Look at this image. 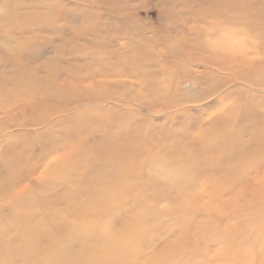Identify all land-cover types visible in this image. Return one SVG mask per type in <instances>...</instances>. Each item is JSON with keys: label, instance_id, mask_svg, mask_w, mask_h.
<instances>
[{"label": "bare ground", "instance_id": "1", "mask_svg": "<svg viewBox=\"0 0 264 264\" xmlns=\"http://www.w3.org/2000/svg\"><path fill=\"white\" fill-rule=\"evenodd\" d=\"M261 1L264 3V0ZM243 2L245 6L241 11L243 13L241 22L237 23H240L249 37L256 41L252 47L253 52L243 49L236 51L232 47L224 49L223 45L221 47L216 45L212 49L211 56L219 58L220 63H213L209 67L203 65L205 55L197 52L198 48H202L198 44L195 50L191 51V49V53H186V56L178 62L181 67L177 65L180 68L178 76L165 87L152 86L146 97L141 92L147 89L144 88L145 83H141L140 91H136L132 89L133 84L129 86L127 83L109 82L106 79L101 81L104 79L103 74H107V78H112L121 76L122 71L125 73L124 77L135 76L139 74L137 70L139 66L123 57H118L122 68H115L103 62V55L86 57L82 49L70 47L67 53L71 57L62 63L60 72L52 73L60 80V84H50L47 89L34 97L32 87L21 84L22 79L32 77V69L27 72L19 64L25 62L32 55V49L35 50L37 47L32 42L30 31L32 23L47 19L48 13L44 10H35L38 13H33L32 16V0H0V44H4L0 46V70L5 76V79L0 80V99L5 103L4 111L7 112L11 108L9 112H17L24 107H32V104H36V97L40 100L46 97L54 99L46 103L49 109L36 119L21 117L19 120L14 116L11 121L4 123L5 126L0 125V163L3 156L12 160L14 168H17L12 172L9 171L5 176L6 183L0 179V194L4 196L8 187L21 184L18 176L24 169L32 176L36 174L33 165L42 161L25 157L26 152L36 149V147L32 148L34 142L39 144L38 148H50L54 154H57L46 166L49 172L47 174L50 177L55 176L56 182L46 179L44 182L46 186H39L35 192L37 198L34 197L29 183L24 185L21 189L29 192L26 194L23 191L17 200H12L10 208L12 212L8 210V213L3 215L8 220L5 226H0V264L28 262L32 264V261L38 264L51 262L52 264H140L144 261V257L133 255L124 247L127 244L133 247L140 245V242L135 240L136 235L144 233L149 228V226L148 228L141 226L139 221L134 223L140 218L151 217L152 213L143 209L144 204L156 205L161 200H168L171 206L184 209V215L179 217L188 222L185 215L189 211L192 197L184 194L182 184L186 178H196L202 174L206 176L210 169L212 173L207 177L212 180L222 173L221 181L218 182L220 188L219 190L214 188L212 193V201H216L217 204L214 211H227L230 206L237 207L240 202L243 205L264 204L262 194L251 196L248 193L249 183L250 181L254 183L257 175L253 179L251 176L246 178L241 169L246 160L249 167L253 162L256 163L253 160L259 161L262 157L249 153L252 147L264 143V113L259 112L262 104H248L253 102L256 96L249 95L247 89L253 92L259 91L258 96L261 101L264 100V61H259L258 57L260 44L264 43L259 42L264 40V16L260 11L252 10L251 2L248 0H242ZM213 14L211 12L209 17L216 19ZM223 23L227 24L228 20L223 19ZM3 27L9 30L6 31ZM24 37L26 38L24 42L12 45L11 42ZM99 46V49H108L102 43ZM262 47L264 48V44L261 49ZM82 52L84 54L79 56ZM109 57L114 59L117 55L111 54ZM137 57H134L133 61L136 62ZM74 61L81 62V65L75 66ZM188 65L193 68L203 67V71L198 70L197 76H190ZM93 66L98 68L97 71L91 69ZM142 70L145 71L146 68ZM205 70L214 72L223 70L225 73L218 77L216 74L213 75V72L207 75L209 73L206 74ZM98 77L100 80L99 82L96 80L95 83V78ZM188 78H193L190 84L197 87V90L192 92L197 96L196 99L202 101L219 94L209 107L229 99L231 103L227 104L226 108L218 107L215 116L206 123L198 120L196 116L200 112H193L191 107H184V110L180 111L179 106L187 105L190 98L181 96L175 88ZM237 78L247 90L245 95L238 92L237 86L226 88ZM102 84H108V89H104ZM134 103L136 109H133ZM206 108L207 106L202 109ZM163 111L169 113L165 116L164 122L167 121L169 124L170 121L173 122V129H168V125L164 123L156 122L160 119H153L157 113ZM19 114L18 112L17 115ZM3 115L5 117V113ZM194 120L198 121L194 124ZM229 127H236L239 132L227 134ZM32 128L41 129L40 137L37 136L39 138L29 134ZM193 129L198 133L189 139L185 136V132ZM59 138L70 142L69 147L60 143ZM245 138H248L246 143L240 145L239 142ZM169 139L172 140L171 144L164 145ZM262 148L264 145L260 150ZM244 150H248L249 154ZM233 152L239 154L240 159L232 162ZM3 154L10 157H5ZM147 161L160 163L162 170L151 167L148 170L147 165L145 166ZM261 162L260 166L264 164V161ZM1 165L10 169V164L5 161ZM219 169L221 172H218ZM158 174L166 177L177 176L176 187L172 185L169 189L165 188L166 182L159 181ZM95 188L109 189L111 194H94L92 191ZM71 200L78 202L74 205L68 204ZM117 203L118 205L124 203L125 206L129 204L130 207L127 214L130 217L128 223H125L126 226L122 228L121 239L114 237L113 233L95 227L99 220L108 218V210ZM193 204L196 206L195 203ZM32 205L39 206V211L32 213ZM16 207L18 210H14ZM190 209L193 212L192 208ZM206 209L209 211L208 207ZM43 210L44 213L41 214ZM41 215L47 216L44 222L38 221ZM65 215L69 217L68 220H64ZM76 219H86L88 223L75 226ZM200 222L203 228H206V222L209 221L203 219ZM58 230L65 235V239L55 237ZM183 230L179 229L176 234L183 236L188 231ZM32 232L35 236H32ZM232 232L223 235L216 231L226 245L234 242L235 234L241 233ZM23 234L26 238L21 240L20 236ZM260 234L258 230L255 232V237ZM48 243L58 247L61 253L56 254L42 248L41 252H45L46 255L40 253L46 258L39 256L40 253H34L32 256V251L37 252L35 248ZM95 251L100 253L99 258L91 260V255ZM151 258L152 255L149 254L147 262ZM259 259L264 264V254H261ZM232 261L245 264L240 255Z\"/></svg>", "mask_w": 264, "mask_h": 264}, {"label": "rangeland", "instance_id": "2", "mask_svg": "<svg viewBox=\"0 0 264 264\" xmlns=\"http://www.w3.org/2000/svg\"><path fill=\"white\" fill-rule=\"evenodd\" d=\"M248 1L251 2L250 6L252 10L260 11L262 16H264V3L261 0ZM244 6L245 4L244 2L242 3V0H32V16L33 13H38L35 10H44L48 13V18L32 23V29H30L32 32V42H34L37 47L35 50L32 49V55H29L30 57H28L25 62L19 64V66H22L27 72L32 69V77L26 80L22 79L21 84L32 87V95L34 97L37 96V93L47 89L50 84H60V80L52 73L61 71H59V68L63 66L62 63L71 57L67 51L70 47H76L82 49L86 53V57L98 54L103 55V62L115 68H122L120 59H117L118 57H123L131 61L132 64L139 66L137 69L139 74L135 76L124 77L123 74L125 73L122 71L121 76L112 78H107L108 75L103 74L104 76L102 78L104 79L101 81L106 79L109 80V82L116 81L127 83L129 86L133 84L132 89L136 91H140L141 83H145L146 86L144 88L147 89L141 92L147 97L152 86L165 87L174 77L176 78L178 76L181 68L178 62L186 56V53H191V49V51H193V49L195 50L198 44H200L202 48H198V51H196L202 52V54L205 55V57L202 56L205 58L203 60V65L205 64L209 67L213 63H220L218 60L219 58L211 56L213 53L212 49L216 45L220 47L223 45L224 47L222 48L224 49L226 47H232L236 51L243 49L253 52L252 47L253 44H256V41H254L252 37H249L247 34L248 32L240 23H237L241 22V15L243 14L241 11L244 9ZM211 12L214 13L213 15L216 16V19L211 16L209 17ZM51 19L53 20L51 21ZM223 19L228 20V23H223ZM244 19L245 17L242 18V20ZM3 29L6 31L9 30V28L6 27H3ZM25 39L24 37L11 43L12 45L14 43L17 44V42H24ZM86 42L92 43L85 44ZM259 42H264V40ZM100 43L107 46L108 49H99ZM263 44H260V51L258 53L259 61H264V48L262 47L261 49ZM0 46H4V44L1 43ZM64 48L67 49L64 50ZM111 50L115 51V53H112ZM83 54L82 52L79 56ZM111 54H116L117 57L111 59L109 57ZM136 56L138 57L135 59V62L133 58ZM221 61L223 63L222 59ZM73 63L77 67L81 65L79 61H74ZM177 65H179L180 68ZM142 68H146V70L143 71ZM91 69L97 71L98 68L93 66ZM187 70L191 72L189 74L190 76H197V71H203V67L193 68L188 65ZM220 71L221 72L205 70V73L211 75L212 73L210 72H213V75L216 74L218 77H221L225 72H223V70ZM3 79H5V76L0 70V80ZM191 79L193 78L181 81L175 88L181 96L185 95L188 99L190 98V102L186 103L187 105L179 106L178 109L180 111L184 110V107H191L193 112H200V114L196 116L198 120L206 123V121H210L215 116L214 114L219 110L218 107L226 108L227 104L231 103L229 99L221 104L209 107V104L213 103L218 98L219 94L208 97L202 101L196 99L197 96H194L192 92L197 90V87L190 84ZM96 80L99 82L100 77L97 79L95 78V83H97ZM240 82L241 80L239 78L234 79L226 88H234L237 86L236 88L239 93L245 95L248 90V92H250L249 95L255 94L256 97L254 101L248 102V104H262V108L260 107L259 112L263 114L264 100L261 101L258 96L259 91L253 92L249 89L246 90ZM108 84H102L101 86L104 89H108ZM254 88L260 89L259 87ZM141 92L140 94H142ZM36 98L38 99H36V104L44 105L38 106L32 104V107L27 106L17 112H9L12 110L11 108L7 110V112L4 111L6 110L5 103H2L0 99V125L5 126L4 123L11 121V118L14 116H16L14 118H18L19 120L21 117H23V119L29 117L36 119L49 109L46 103H48L49 100H54L51 99V97L42 98V100H40L39 97ZM149 99L150 97L148 100ZM16 104H18V102H16ZM53 104L57 105V103ZM135 105L134 103V107L132 106L133 109H136ZM205 106H207V108L203 110L202 108ZM18 112L20 116L17 115ZM4 113L5 117L3 115ZM168 115V112L165 113V111H163L160 114L157 113L156 117H153V119H160L156 122H159V124L164 123V125H168V129H173V122L170 121V124L167 121L164 122L165 116ZM198 120H194L193 123L195 124ZM32 129L29 131L32 137L40 135L41 129ZM238 132L239 129H236V127H229L227 134H236ZM197 133V130L193 129L192 131L185 132V136L190 139L196 136ZM55 140H60V143H64L67 147L70 145V142H65L62 138ZM247 140L248 138H245L240 141L239 144L242 145L246 143L245 141ZM171 141L172 140L169 139L163 142L164 145H169ZM38 145L39 144L34 142L32 148L36 147V149H32V152L25 153V157L28 159L32 157L35 161L37 159L42 161L37 164L34 163L33 165V167L36 168V174L32 176L24 169L18 176L21 184L8 187L7 194H4V196L0 194V209H2L0 226L6 225V220H8V218L3 215L10 210L13 202L12 200H17V197L23 193L24 190L21 188H23L24 185L29 183V187L33 189L34 197L37 198L38 196L35 192L39 189V186H46L44 184L46 179L49 178L51 181L56 182L55 176L50 177V175L47 174L49 172L46 166L49 165V161L53 160L57 154H54V151L50 148H38ZM263 145L264 143L252 147L249 153H254L258 155V157L262 156L264 158V148L260 150ZM244 151L249 154L248 150ZM233 155L234 159L231 160L232 162L235 161V159H240L239 154L233 152ZM262 157L259 161L253 160L256 163L254 164L253 162L249 167L247 166L248 161L246 160L241 168L246 178L251 176L253 179V177L257 175V180L255 179L254 183L251 181L249 183L250 187L248 193L251 194V196H255V194H262L264 196V164L260 166V164H262L261 160L264 161ZM43 159L45 160L43 161ZM4 161L10 164V169L3 168L1 164ZM11 161L9 158H4L2 156L0 163L1 181L5 182V176L9 171L12 172L17 170V168H14L15 166ZM145 166L146 168L148 167V170H150V167L151 169L156 168L157 170H162V165L158 162L147 161ZM208 171L206 176L202 174L196 178H186L182 184L184 194L192 197L189 203V211L185 215V219L188 222L183 221L182 217H179V215H184V209L171 206L168 200H161V202L156 205L150 203L144 204L143 209L152 213L151 217L140 218L135 220L134 223L139 221L141 226H147V228L149 226V228L146 229L144 233L136 235L135 240L140 242V245L133 247L127 244L124 247L126 250L132 252L133 255H140L141 258L144 257V261L140 264H237L236 261L233 263L232 260L236 256L238 257V255H240L245 264H263L259 256L264 254V204L256 203L254 205H243V203L240 202L237 207L230 206L227 211H214L213 209L217 207H215L217 204L216 201H212V193L214 192V188H220L218 182L221 181L222 173L212 180L207 177L209 173H212V169ZM218 172H221V170L219 169ZM157 177L159 181L166 182L165 188L169 189L172 185L176 187V181L178 180L177 176L166 177L158 174ZM91 183L92 182H89L90 185H93ZM24 192L27 194L29 191L26 190ZM92 192L94 194H111V190L105 188H100L99 190L95 188ZM78 200H71L68 204L74 205ZM193 203H195L197 207L194 206ZM207 207L209 211L206 209ZM190 208H192L193 212H191ZM15 209L18 210L17 207L14 208V210ZM31 209L32 213H34L39 211L40 208L37 205H32ZM58 209L61 208L58 207ZM11 210L9 212H12ZM129 210V204L125 206L124 203L119 205L117 203L116 206L108 210V218L99 220L101 223L98 222L96 223L97 225H93H96L95 227L97 229L101 231L106 230L113 233L114 237L121 239L120 235L123 233L122 228L124 225L126 226L125 223H128V217H130L129 215L127 216ZM233 210L236 212H233ZM42 213H44V210L41 214ZM46 218L47 216L41 215L38 217V221L44 222ZM65 219L68 220L69 217L65 215L64 220ZM203 219L209 221L206 222L207 226L205 227L207 229L203 228L204 226L202 222H200L203 221ZM87 223L88 221L86 219H76L74 221L75 226H82ZM191 228L193 230H190ZM179 229L180 231H184L183 229H187L188 231L180 237L176 234ZM258 230L261 234L255 237V232ZM201 231L206 232L203 233ZM216 231L221 232L223 235L231 232L233 234L236 232L241 233L235 234L236 237L234 242L226 245ZM26 235L28 234L26 233ZM26 235L23 234L20 236V239L24 240ZM32 236H35L33 232ZM55 237L58 239H65V235L60 233V230H58ZM42 248L53 251L56 254L61 253L58 247H55L52 243H48L39 248H35L37 252L32 251V256H34V253H40ZM41 253L46 255L45 252ZM41 253L38 255L40 256ZM149 254L152 255V258L147 262ZM99 255L100 253L95 251L90 259H97ZM43 257L46 258V256H42V258ZM27 264L31 263L28 262ZM32 264H38V262L35 263L32 261ZM50 264H52V262Z\"/></svg>", "mask_w": 264, "mask_h": 264}]
</instances>
